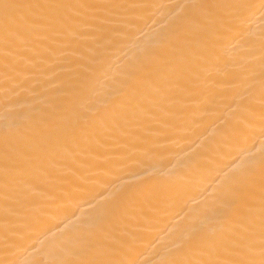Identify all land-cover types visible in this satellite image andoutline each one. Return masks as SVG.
Here are the masks:
<instances>
[{"label": "snow or ice", "instance_id": "snow-or-ice-1", "mask_svg": "<svg viewBox=\"0 0 264 264\" xmlns=\"http://www.w3.org/2000/svg\"><path fill=\"white\" fill-rule=\"evenodd\" d=\"M137 7L145 6L108 0H0L3 102L6 111L15 106L24 117L0 130L6 213L42 178L78 172L77 164L93 147L138 138L145 120L204 96L210 99L226 83L233 84L237 95L248 93L251 62L235 41L250 30L257 11L264 20V0L188 6L192 12L163 39V50H139L125 65L111 101L98 106L95 84L107 74L112 51L132 43L137 20L129 10ZM259 63L264 123V33ZM49 83L59 96L44 86ZM39 96L49 97L44 109L31 103ZM52 111L64 115L52 121L47 115ZM234 192L243 195L226 196L194 224L170 264H264V180L257 191L240 177ZM124 244L116 237L98 241L95 258L78 264H134L113 258Z\"/></svg>", "mask_w": 264, "mask_h": 264}, {"label": "bare ground", "instance_id": "bare-ground-1", "mask_svg": "<svg viewBox=\"0 0 264 264\" xmlns=\"http://www.w3.org/2000/svg\"><path fill=\"white\" fill-rule=\"evenodd\" d=\"M108 2L145 7L129 10L137 20L132 43L112 51L107 74L95 84L94 99L101 107L120 88L125 65L139 50H163V39L192 12L188 6L259 0ZM262 33L264 20L257 11L250 30L235 41L251 62L248 93L237 95L233 84L226 83L210 99L204 96L159 119L145 120L138 138L93 147L77 164L78 172L42 178L7 213L0 191V262L78 264L95 258L98 241L116 237L125 244L114 259L170 264L194 224L220 207L226 196L243 195L234 192L238 178L244 177L258 191L264 180ZM2 51L0 44V56ZM44 86L52 89V96L60 95L54 84ZM48 99L39 96L31 103L44 109ZM3 100L0 87V130L5 123L24 119L15 106L6 111ZM47 115L55 121L64 113Z\"/></svg>", "mask_w": 264, "mask_h": 264}]
</instances>
